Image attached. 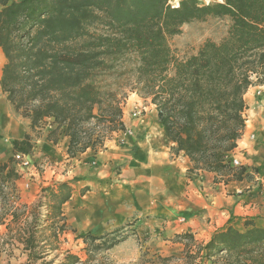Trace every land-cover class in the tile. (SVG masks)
<instances>
[{
    "label": "trees",
    "instance_id": "trees-1",
    "mask_svg": "<svg viewBox=\"0 0 264 264\" xmlns=\"http://www.w3.org/2000/svg\"><path fill=\"white\" fill-rule=\"evenodd\" d=\"M168 1L0 0L5 59L0 89L29 129L11 140L10 156L0 160V199L7 195L6 185L20 177L14 156L30 155L46 127L47 139L68 138V157L96 152L124 130L126 90L154 105L173 151L188 158L191 170L242 177L244 168L235 169L226 157L245 126L247 89L264 84V0H180L176 7ZM209 18L228 20L224 36L206 39L195 53L179 57L170 39L182 33L183 25ZM71 192L66 181L41 187L43 201L33 205L28 230L18 236L29 264L42 257L35 253L40 245L57 249L40 236L38 226L51 220L50 237L58 238L64 227L55 228L54 221ZM11 216L15 220L16 211ZM119 230L79 235L84 261H94L98 252L117 244ZM184 258L192 264L196 259L264 264V227L250 219L242 221L241 229L227 225ZM79 262L78 256L66 254L57 264Z\"/></svg>",
    "mask_w": 264,
    "mask_h": 264
},
{
    "label": "crops",
    "instance_id": "crops-1",
    "mask_svg": "<svg viewBox=\"0 0 264 264\" xmlns=\"http://www.w3.org/2000/svg\"><path fill=\"white\" fill-rule=\"evenodd\" d=\"M258 89L263 91L261 95H257ZM244 100L245 126L231 151L244 168L240 179L191 170L188 158L173 151L154 105L136 93H130L121 106L123 125L132 133H113L96 152L87 150L68 157V138L61 134L55 142L49 140L46 127L32 153L40 161L47 155L53 166L43 172H19L22 175L15 182L19 186L20 181L31 180L28 188L15 189L14 208L31 207L22 236L32 221L34 200L41 187L63 181L72 192L61 205L62 216L54 221L55 228L64 227L57 241L74 235L84 243L79 235L102 236L120 228L121 235L123 229H131L120 242L128 244L135 228L142 238H148L149 251L162 257L181 252L183 256L194 253L227 225L241 229L242 221L250 219L264 227V84L249 87ZM135 106L143 110L139 118L132 115ZM62 163L68 164L63 173ZM133 218L137 219L134 223L130 222ZM42 223L41 227L48 226L51 233L52 221ZM177 235H189L193 245L176 239ZM19 246L27 261L28 251L22 243Z\"/></svg>",
    "mask_w": 264,
    "mask_h": 264
},
{
    "label": "rangeland",
    "instance_id": "rangeland-1",
    "mask_svg": "<svg viewBox=\"0 0 264 264\" xmlns=\"http://www.w3.org/2000/svg\"><path fill=\"white\" fill-rule=\"evenodd\" d=\"M210 1H220V0H199L200 3L206 4ZM228 26V20L226 18H209L205 21H196L182 26V33L170 39V44L172 48L176 51V54L179 57L189 56L197 51L200 45L206 40L211 39L218 41L226 33ZM5 59L2 52L0 51V74L1 67ZM130 91L126 90L124 99L122 102H125V99L130 95ZM25 120L27 119L17 115L13 109L6 102L4 94L0 89V160L4 161L10 156V142L12 139H18V137L24 131H28V124ZM21 138V137H20ZM53 166V162L48 158L47 155L41 158V161L38 158H35L33 153L29 155V166L20 167L18 163L16 164V169L18 172H43L44 169H49ZM67 163L61 164V173L64 169L67 168ZM240 166L234 168L237 169ZM118 169V168H117ZM117 173V172H116ZM20 174V177L21 175ZM33 176H31L32 178ZM30 179L22 180L19 183V186L14 183H8L6 185L5 191L7 193L6 197L0 199V217L3 219V223L0 224V264H29L28 260L26 261L25 254H22L20 248V240L18 236L22 235L21 231L24 226H26L25 218L31 213V207L27 208H14L15 202V189L19 188H28L30 185ZM59 179L57 180V182ZM41 191V190H40ZM41 194V192H40ZM37 196L34 200V203L43 201L41 196ZM44 209H47L46 206H40L39 210L44 212ZM14 210L17 213V218L12 220L11 211ZM136 220L131 219L130 222L134 223ZM132 223L128 225H132ZM30 224V223H29ZM28 224V226H29ZM39 231H42L40 236L47 237L50 235L48 226H38ZM131 229L122 231V235L118 238L117 244L108 250H102L95 255V260L92 262H85L84 260L87 257L85 252V245L81 242L80 239L76 238L74 235L64 237L57 241L49 236L48 243H56L57 249H50L47 246L40 245L39 248H36L35 253H38L41 258L36 259L31 264H57L59 263L66 254H72L80 256L82 262L79 264H192L188 263L187 259L184 258L182 252L180 255H171L162 257L159 254L149 251L150 245L147 243L148 238H142V235L138 232H135L132 236L131 241L128 244H122L124 237L128 234L125 232ZM40 234V233H37ZM39 236V235H38ZM189 237V235H187ZM78 239V241L76 240ZM109 239V238H108ZM176 239L182 240L176 236ZM122 240V241H121ZM186 240L187 244L190 247L193 245V239H183ZM119 242V243H118ZM58 243V244H57ZM24 248V247H23ZM24 253V252H23ZM180 257H183L180 260ZM199 259H196L194 263H197ZM193 263V264H194ZM78 264V263H77ZM210 264H220L218 261L210 262Z\"/></svg>",
    "mask_w": 264,
    "mask_h": 264
},
{
    "label": "built area",
    "instance_id": "built-area-1",
    "mask_svg": "<svg viewBox=\"0 0 264 264\" xmlns=\"http://www.w3.org/2000/svg\"><path fill=\"white\" fill-rule=\"evenodd\" d=\"M179 1L180 0H169L168 2L172 7H176V6H178ZM262 92L263 91L261 89H258L257 95H261ZM142 112H143V110H141L140 106H135L133 108L132 115L134 117L139 118L142 115ZM120 133H122L124 135H130L132 133V131L130 129L126 128V129L122 130ZM250 137L253 138L252 135H250ZM14 157L17 160V163L20 167L29 166V155L25 156V155H21V154H16ZM226 160L229 161L230 165H232V166H235V167L241 166V162L239 161L238 157L236 156V154H233L232 152H230L227 155Z\"/></svg>",
    "mask_w": 264,
    "mask_h": 264
}]
</instances>
